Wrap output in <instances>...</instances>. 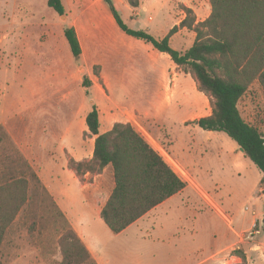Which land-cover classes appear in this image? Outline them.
I'll return each mask as SVG.
<instances>
[{"label":"rangeland","instance_id":"1","mask_svg":"<svg viewBox=\"0 0 264 264\" xmlns=\"http://www.w3.org/2000/svg\"><path fill=\"white\" fill-rule=\"evenodd\" d=\"M62 1L64 17L48 6V0H0V124L18 144L23 146L24 138L31 137L26 146L36 145L41 154L44 147H55L62 159L51 133L70 128L73 138L80 139L84 117L96 105L102 123H130L185 181L213 194L226 212L248 207L264 213V198L257 199L262 173L250 159L239 158L240 147L226 133L196 126L212 107L195 80L181 76L178 91L186 97L175 96L173 76L183 71L151 44L123 32L105 0ZM112 1L129 28L149 29L157 39L186 18L184 7L193 10L196 23L212 12L209 0ZM73 23L83 49L79 59L64 35ZM195 38V32L184 28L171 46L187 50ZM86 78L92 81L89 88L83 84ZM239 106L244 119L264 135V89L259 82L250 86ZM172 155L183 160L187 174L176 159L179 168L170 161ZM111 182L107 174L101 195L109 194ZM51 222L30 235L18 218L6 233L0 264H61L62 223ZM216 227L213 241L216 233L217 244H225L227 226Z\"/></svg>","mask_w":264,"mask_h":264},{"label":"trees","instance_id":"2","mask_svg":"<svg viewBox=\"0 0 264 264\" xmlns=\"http://www.w3.org/2000/svg\"><path fill=\"white\" fill-rule=\"evenodd\" d=\"M105 1L123 32L167 54L195 80L212 107V113L195 124L206 131L224 132L243 148L244 156L262 173L264 188V135L244 119L239 106L252 84L259 82L264 89V0H209L212 12L199 23L192 17L193 10L184 7L186 18L162 39L129 28L113 1ZM48 6L61 16L66 13L62 0H48ZM184 28L195 32L196 38L189 49L179 51L170 41ZM64 35L72 55L79 59L83 49L76 28H66ZM83 84L89 88L92 81L86 78ZM86 126L95 136L93 157L70 163L80 174H100L112 167L115 185L102 217L114 234L122 233L187 187L130 123H116L101 134L100 114L94 105L86 117ZM18 218L30 235L51 221L61 222V264H97L18 144L0 124V252L8 229ZM236 253L243 259L242 264H247L245 254L238 250Z\"/></svg>","mask_w":264,"mask_h":264},{"label":"crops","instance_id":"3","mask_svg":"<svg viewBox=\"0 0 264 264\" xmlns=\"http://www.w3.org/2000/svg\"><path fill=\"white\" fill-rule=\"evenodd\" d=\"M73 24L71 26L78 32L76 23ZM161 54L169 57L167 54ZM181 76L191 77L184 72H175L173 79L177 81L173 84V91L175 96L180 97L181 94L185 100L186 93L178 91ZM146 111L152 113L150 110ZM89 112L83 121L86 122ZM115 124H110V121L102 123L100 118V133L110 131ZM4 126L6 128L5 124ZM8 132L18 144L11 132ZM51 135L54 144H60L62 159L57 157L55 147L50 151L47 150L48 147H44L41 154L36 145L26 146L31 143V137L24 138V145L18 146L54 196L97 264H242L243 259L237 255L236 250L245 254L247 264H264V213L257 209H252L254 213L244 210L238 212L234 209L226 212L213 194L194 181L186 180L190 184H187L183 191L153 208L122 233L114 234L102 217V210L115 185L112 167H107L100 174H80L70 164L72 160L81 162L92 159L95 136L89 132L87 126L82 129L80 139L73 138L70 128L63 131L55 129ZM239 152L240 159L246 158L241 150ZM169 159L177 167L179 164L176 163H180L181 171L184 175L187 174L183 169L186 166L179 156H169ZM60 160L63 163L60 164ZM165 161L185 181L166 159ZM107 174L110 175L112 182L109 194L104 196L101 195V191ZM263 190L264 188L260 186L258 200L264 198ZM217 223L227 226L230 232L228 235L224 234L225 237L221 234L225 243L222 245L217 244L218 234H213L214 241L212 238V231L217 230ZM254 223L259 225L260 233L252 240L244 239V232L249 231ZM250 253L254 256L250 257Z\"/></svg>","mask_w":264,"mask_h":264},{"label":"built area","instance_id":"4","mask_svg":"<svg viewBox=\"0 0 264 264\" xmlns=\"http://www.w3.org/2000/svg\"><path fill=\"white\" fill-rule=\"evenodd\" d=\"M245 211L246 212H253L248 207H245ZM261 224H263V222ZM259 233H260L259 225L257 223H254L253 226H252V228L249 231L244 232L243 238L244 239H247V240H252Z\"/></svg>","mask_w":264,"mask_h":264},{"label":"water","instance_id":"5","mask_svg":"<svg viewBox=\"0 0 264 264\" xmlns=\"http://www.w3.org/2000/svg\"><path fill=\"white\" fill-rule=\"evenodd\" d=\"M62 17H64V16H62ZM240 150L244 153V149L243 148H240Z\"/></svg>","mask_w":264,"mask_h":264}]
</instances>
